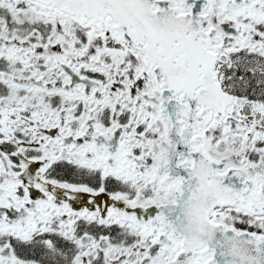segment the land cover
<instances>
[{
	"label": "snow or ice",
	"instance_id": "snow-or-ice-1",
	"mask_svg": "<svg viewBox=\"0 0 264 264\" xmlns=\"http://www.w3.org/2000/svg\"><path fill=\"white\" fill-rule=\"evenodd\" d=\"M0 264H264V0H0Z\"/></svg>",
	"mask_w": 264,
	"mask_h": 264
}]
</instances>
